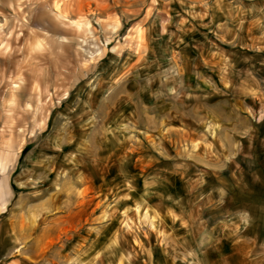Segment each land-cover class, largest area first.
<instances>
[{
    "label": "rangeland",
    "instance_id": "1",
    "mask_svg": "<svg viewBox=\"0 0 264 264\" xmlns=\"http://www.w3.org/2000/svg\"><path fill=\"white\" fill-rule=\"evenodd\" d=\"M0 264H264V0H0Z\"/></svg>",
    "mask_w": 264,
    "mask_h": 264
}]
</instances>
